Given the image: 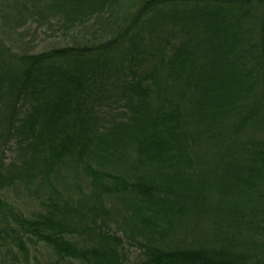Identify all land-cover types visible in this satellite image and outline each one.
<instances>
[{"label": "trees", "instance_id": "trees-1", "mask_svg": "<svg viewBox=\"0 0 264 264\" xmlns=\"http://www.w3.org/2000/svg\"><path fill=\"white\" fill-rule=\"evenodd\" d=\"M18 1L0 0V264L40 245L52 264H264V0H145L15 53L29 22L75 31L121 0H23L26 20Z\"/></svg>", "mask_w": 264, "mask_h": 264}, {"label": "rangeland", "instance_id": "rangeland-1", "mask_svg": "<svg viewBox=\"0 0 264 264\" xmlns=\"http://www.w3.org/2000/svg\"><path fill=\"white\" fill-rule=\"evenodd\" d=\"M144 2L145 0H121L114 14L107 13L108 15L104 16L101 20L91 22L83 28H77L75 31L66 32L67 29L61 28L63 27L62 24L55 20L51 22L31 21L25 29L13 31L9 34L8 44L11 45L15 53H28L29 51L38 53L51 47L65 45L71 42L75 36L90 38L91 36L104 33V29L109 27V19L112 22L111 26L121 27L129 23ZM24 3L23 0H20L12 5L9 9L10 15L26 20L31 11L30 9H24ZM98 4L99 2L96 5ZM51 27L53 28L51 29ZM14 157V149L12 146H9L5 152L6 165H9ZM5 195L14 206L25 213L37 212L41 208L40 203L45 200L43 193H38L34 188H32V191H28L22 186L7 190ZM29 249L28 264H52V260H54L53 256L44 246L40 245L36 248L30 247ZM129 258L134 263L139 260V253L135 250H130ZM0 259L8 260L5 253L0 254ZM21 264L26 263L21 261Z\"/></svg>", "mask_w": 264, "mask_h": 264}]
</instances>
